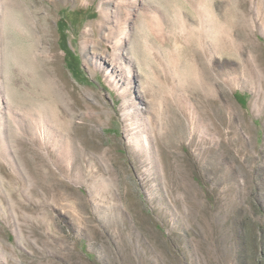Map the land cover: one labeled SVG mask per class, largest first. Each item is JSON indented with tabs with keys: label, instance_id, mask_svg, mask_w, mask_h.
Segmentation results:
<instances>
[{
	"label": "rangeland",
	"instance_id": "1",
	"mask_svg": "<svg viewBox=\"0 0 264 264\" xmlns=\"http://www.w3.org/2000/svg\"><path fill=\"white\" fill-rule=\"evenodd\" d=\"M24 1L30 6L41 0ZM102 1L90 0L88 5L69 2L53 9L52 43L69 87L98 92L108 110V121L104 127H96L95 133L102 149L113 145L117 177H122L121 166L128 172L122 185L124 198L114 195L107 174L102 175L104 183L89 175L87 160L97 154L91 149L83 154V178L95 182L93 189L68 183L62 176L71 185L65 192L58 190L61 196L56 194V202L43 191V197L36 200L29 195L27 183L10 196L9 178L20 180L25 170L7 138L16 169L0 144V264H264V0H151V9L165 21L157 28L158 41H154L157 62L163 64L179 55L180 68L189 79L186 85L193 86L189 62L198 51L202 61L210 58L223 80H231L230 86L221 87L218 104L213 105L220 133L213 142L202 134L207 140L202 144L201 149H207L202 158L197 157L196 146L187 143L177 150L187 156L182 171L187 188L171 193L163 179L158 183L150 180L142 161L134 164L136 152L128 147L120 111L122 98L105 75L111 66L94 70L80 50L81 33L98 20ZM147 1L140 0L141 12ZM22 15L12 12L19 21ZM4 31L12 106L2 103L0 111L7 119L11 108H22L34 129L43 120L45 146L39 154L52 165L59 103L56 87L45 77L49 66L35 51L25 29L6 22ZM217 31L220 38L212 39ZM140 32L146 35L143 28ZM239 32L244 38L238 37ZM126 49L128 44L123 52ZM240 54L244 61L255 59L257 69L262 67L260 80H253L255 85L240 82L244 77L236 57ZM112 70L119 73V68ZM156 73L162 82L163 72L158 69ZM131 86L137 107L143 108L150 98L138 80H132ZM74 122L80 121L75 118ZM28 150L24 155L31 160L33 154Z\"/></svg>",
	"mask_w": 264,
	"mask_h": 264
},
{
	"label": "bare ground",
	"instance_id": "2",
	"mask_svg": "<svg viewBox=\"0 0 264 264\" xmlns=\"http://www.w3.org/2000/svg\"><path fill=\"white\" fill-rule=\"evenodd\" d=\"M69 2L90 4V0H41L29 6L24 0H0V104L5 103L9 107L12 106L8 93L10 76L5 72L7 52L4 27L6 22L13 23L19 28L22 27L32 37L35 51L44 56L43 58L49 66L46 76H44L50 84L56 87L55 95L59 103L58 113L55 117L58 139L56 151L51 156L50 164L52 165H47L45 158L39 154V149L43 147L45 138L43 125L40 124L43 120L34 129L29 123V115L22 108L19 107L15 110L11 108L7 119L0 111V144L15 170L16 165L9 155L6 143L7 138L11 141L15 159L25 170V174L21 175L20 180L9 178L10 196L14 189L26 187V183L29 195L35 196L36 199L39 196L43 197L42 193L44 192L51 196L55 200L54 202L58 200L56 197L58 190L61 189L65 192L66 188L71 185L68 183L73 181L79 186H84L89 190L93 189L95 182L93 184V181H85L86 179L83 178L85 172L83 154L91 149L97 154L87 160L89 175L96 176L103 182L102 175L107 174L110 184L114 188V195L122 198L125 195L122 185L126 184L125 179L128 172L122 166L118 167L122 172V177L121 179L117 177L118 170L115 169V164L118 165V158L114 155L113 145L102 149V142L97 139L95 133L96 127H104L108 121V110L101 101L98 92L91 93L69 87L70 84L61 72L53 48L52 11L59 5ZM151 2L148 0L141 12L140 0H103L100 3L98 20L85 27L81 33L80 50L85 57V63L88 66L94 64V70L111 66L106 68L105 75L122 98L120 111L128 147H132L136 152L134 164L142 161L146 167L144 172L150 176V180L158 183L160 179H163V186L167 193H171L173 189V191H179L186 187L183 184L182 171L184 164L188 163L187 156L183 157L182 155H186V153L181 155L177 150H182L187 143L186 145L189 147L196 146L197 157L202 158L207 151V149H201L202 144L207 142L202 134H207L209 142H213L214 136L220 133V119L215 114L213 105L217 106L218 104L216 95L220 93L221 87L230 86L231 80H223L224 78H221L210 58L202 61L203 56L198 51L193 53L189 62L193 86L186 85V81L189 79L180 68L179 55L170 56V59L163 64L157 62L154 41H158L157 28L162 27L165 21L159 20L161 17L158 19L154 8L151 9L153 5ZM12 12H22V20L13 18ZM141 28L146 31V35H141ZM238 37L242 39L244 34L239 32ZM211 38L218 40L220 38L219 31L213 32ZM238 42L237 44L240 45ZM126 44H128L127 52H123ZM243 49L245 47H242ZM203 51L208 52L206 49ZM142 53L145 54L143 59ZM236 57L244 69V77L240 82L243 85H248V81L249 83L253 80L258 82L263 72L260 70L262 67L256 68L255 59L244 61L241 59V54ZM124 61H128L129 64ZM112 68H119V73H115ZM158 69L163 72L162 82L160 81L163 85L158 80L156 73ZM132 80H138L145 95L147 94L150 98L143 108H138V102L132 97ZM234 81H239V79H234ZM253 85H255L254 82ZM252 107L256 108L254 100ZM75 118L80 122H74ZM26 148L33 154L31 160L25 158ZM0 171L2 172L1 169ZM187 171L184 170V172ZM62 176L67 177L68 183L61 180ZM176 199L174 198V200ZM178 199L180 201V198Z\"/></svg>",
	"mask_w": 264,
	"mask_h": 264
}]
</instances>
